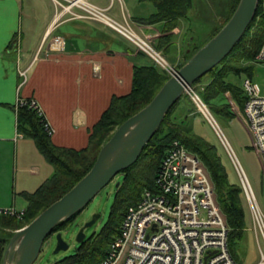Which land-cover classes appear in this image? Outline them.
<instances>
[{
  "label": "crops",
  "instance_id": "obj_1",
  "mask_svg": "<svg viewBox=\"0 0 264 264\" xmlns=\"http://www.w3.org/2000/svg\"><path fill=\"white\" fill-rule=\"evenodd\" d=\"M41 4L47 9H39ZM122 7L141 36L165 54L172 52L174 66L194 46L190 41L198 44L191 24L184 22L189 13L169 30L163 21L149 22L157 12L152 2L122 0ZM54 12L49 0H0V210L25 213L22 193H34L55 172L33 139L18 136L19 98L36 102L55 147L80 151L112 99L131 92L134 66L152 63L106 26L82 19L57 21ZM55 38L61 46L50 49ZM187 114L185 119L192 120L193 112Z\"/></svg>",
  "mask_w": 264,
  "mask_h": 264
},
{
  "label": "trees",
  "instance_id": "obj_2",
  "mask_svg": "<svg viewBox=\"0 0 264 264\" xmlns=\"http://www.w3.org/2000/svg\"><path fill=\"white\" fill-rule=\"evenodd\" d=\"M141 1L152 2L157 9V12L149 19V22L163 21L167 24L169 30L174 29L179 20L187 17L194 4L193 0ZM238 2L239 0H234V7L230 12L231 15L236 9ZM231 15H229L228 19H230ZM228 19L226 18V21ZM222 27V25L217 27L202 45L192 46L190 52L185 55L184 60L175 67L180 69ZM251 31H253L252 37L250 36L251 39H249ZM263 41L264 0H260L250 28L243 35L232 53L193 85V88L196 89L215 117L233 116L230 111V104L226 103L227 95L238 104L240 111L243 112L246 96L243 88L236 86L231 78L240 76L243 73L251 75L254 65H248L245 68L236 67L237 69L235 70V67L231 63L227 64V61L235 50H240L242 52L241 56L245 59L243 62L255 64L256 56ZM156 49L161 51L159 47H156ZM162 53L165 54L164 52ZM204 78L207 79L205 80ZM168 79L169 75L167 72L153 62L151 65L134 66L131 92L125 96L112 99L108 109L102 114L92 129L88 146L80 151L55 147L51 142L50 133L45 127L47 122L44 115L28 105L19 107L17 110V130L25 137L35 141L38 150L55 168V172L52 179L34 193H22V197L27 203L22 221L17 223L14 218L8 215L2 214L0 216V264L3 262L5 248L14 234H9L5 230L11 229V227L13 230L21 229L22 225L27 222L30 223L43 208L61 198L68 191L69 188H66V186L71 183L70 181H73L72 185L75 184L91 169L100 148L110 139L116 127L118 128L124 121L144 108ZM175 108L176 105L168 111L159 131L145 146L138 161L120 173L123 176V181L119 182L118 187H116L115 201L109 220L100 234L96 237L93 236L89 240L85 239L75 254L54 264H98L105 258L110 243L120 233V226L127 210L141 200L145 190L155 192V182L162 161L169 145L174 140L185 146L207 169L215 187L218 204L229 228L231 254L239 262L232 253V245L236 241L243 240V235H245V210L241 206L243 190L239 186L234 187L229 182L228 174L216 148L203 137L195 134L191 126L192 120L185 119L188 114L184 113L182 107H180L179 111ZM189 111L190 113L192 112L191 110ZM78 214L58 224L56 229L59 230L62 225H67Z\"/></svg>",
  "mask_w": 264,
  "mask_h": 264
},
{
  "label": "built area",
  "instance_id": "obj_3",
  "mask_svg": "<svg viewBox=\"0 0 264 264\" xmlns=\"http://www.w3.org/2000/svg\"><path fill=\"white\" fill-rule=\"evenodd\" d=\"M49 1L56 14H72L71 20H89L115 31L146 54L156 66L169 72L162 53L138 35L129 20L119 23L107 15L115 2L120 4V13L125 14L122 0H108L104 7L90 0ZM61 42L55 38L48 47L58 48ZM259 62H264V41L256 56V63ZM94 69L97 72V68ZM242 88L246 96L243 114L264 167V87L261 90L248 77ZM189 97L195 110L215 131L236 167L250 205L255 236L264 246V214L244 169L209 107L197 94ZM25 105L39 112L33 100L19 98L16 108ZM45 127L51 133L52 130L47 125ZM18 136L22 137L21 134ZM155 188V192L145 190L141 200L127 210L119 235L110 243L105 258L98 264H239L229 248V228L218 206L210 175L202 162L177 140L169 145ZM0 214L20 219L23 216L14 208L0 210ZM258 264H264V250Z\"/></svg>",
  "mask_w": 264,
  "mask_h": 264
},
{
  "label": "rangeland",
  "instance_id": "obj_4",
  "mask_svg": "<svg viewBox=\"0 0 264 264\" xmlns=\"http://www.w3.org/2000/svg\"><path fill=\"white\" fill-rule=\"evenodd\" d=\"M90 1L100 6H103L100 3L106 4L108 2V0H90ZM193 2H194L193 4L194 6L189 12V16H188L189 19L188 21L186 19L184 22L186 26H188L189 23L191 24L190 29L192 31V34H196V36L198 37L197 39L198 44L194 43V41L189 40L190 43L194 46H198L205 43V41L209 39V37L212 35V33L215 31L217 27H220L221 25L224 26L228 22L226 21V18L228 19L229 15H231L230 12L231 10H233L232 8L234 7V0H193ZM146 6L152 7L153 5L151 3H147ZM42 7L45 10L47 9L46 4H41L39 9ZM119 7L120 4H118V2H115L109 11L110 14L107 15L112 19L116 20L117 22L123 23L125 19L129 20V16L127 14H121ZM54 14L57 18V21L71 20L70 17L73 16L72 14L60 15V14H56V12H54ZM129 23H131V27L135 30V32L138 35H140L134 23L131 20H129ZM252 32L253 31H251L249 37L252 35ZM141 37L146 39L143 36ZM251 37L249 39H251ZM241 54L242 52L240 50L239 51L235 50L232 56L230 57V59L227 61L228 62L227 64L231 63L235 67L234 68L235 70L237 69L236 67L245 68L248 65L250 66L254 65L253 73L251 75L243 73L240 76L232 77L231 80L235 83L236 86L242 87L244 80L249 76L251 77L252 82L254 84H257V86L262 90L264 87V62H259L255 64L246 63V61L243 62L245 59L241 56ZM169 55H172V52L169 53ZM169 55L163 54L162 56L164 60L167 62L166 68L167 71L170 72V73L167 72V74L169 75L170 78L173 75V73L177 70V68L172 63V60L170 59ZM204 79L206 80L207 78ZM198 89H200V87H198ZM190 101H191L190 97L186 93L183 94L182 98L177 102V104H175L177 111H179L180 107H182L184 113H187L189 110L193 112L191 116L192 118L191 126L193 128V131L195 132V134L203 137L207 142H209L211 145H213L216 148L217 153L221 159V162L224 165L226 172L228 174L229 182L234 187L239 186L242 188L241 179L239 177L238 171L234 166L232 160L230 159L227 150L222 145L220 139L218 138L212 127L209 125V123L202 117L201 114H199L195 110L192 101L191 102ZM226 103L230 104L231 106L230 111L231 114H233V116L231 117L225 115L223 117H218V116L215 117L213 113L210 111V109L209 111L213 116V118L215 119V121L217 122L218 126L220 127L222 133L225 135L232 149L234 150L237 159L239 160L242 168L245 171L247 179L250 183V186L256 198V202L264 214V167L261 156L259 155L258 151L255 148L254 138L250 132L248 122L243 112L240 111L238 104L234 100L232 101L231 98H229V95H227ZM115 130L113 131V133L115 132ZM51 168L53 169V167ZM122 181H123V176L121 174H118L114 178V180H112V182H110L104 189H102L94 197V199L90 202V204L80 214L74 217L67 225L64 224L61 227H59V230L55 228L53 233L46 238L42 246L41 252L37 260L34 262V264H54L68 256H72L73 254H75L77 252V249L81 245V243H78L76 241V236L79 230L83 228L85 224L90 222V220L96 214L100 215V219L92 227L85 229L84 231L86 235L85 239L89 240L93 236L96 237L98 234H100L101 230L106 225L110 217V213L115 201L116 185ZM70 182L71 183L66 186V188L67 187L69 188L68 191L77 183L75 182V184L72 185L73 181ZM20 202H22L21 198H19V204H17V209L21 207L22 203L20 204ZM241 206L245 210V224H246V228L244 232L245 235H243L244 236L243 240L236 241L232 245V253L234 254V256H236V258L240 261L241 264H258L261 258V252L262 250H264V246L262 240L257 241V238L255 236L252 219L250 215V205L244 193L243 195H241ZM46 208H43L38 213V215ZM0 216H2V214H0ZM10 217L14 218L17 221V223L22 221L20 218H17L16 216H10ZM28 224L29 223L27 222L22 226L25 227ZM15 231L17 230H13L12 227L11 229L5 230V232H8L9 234L15 233ZM58 233L61 234L62 239L68 244V249L66 251H61L55 254L54 250L57 244Z\"/></svg>",
  "mask_w": 264,
  "mask_h": 264
},
{
  "label": "water",
  "instance_id": "obj_5",
  "mask_svg": "<svg viewBox=\"0 0 264 264\" xmlns=\"http://www.w3.org/2000/svg\"><path fill=\"white\" fill-rule=\"evenodd\" d=\"M259 1L239 0L219 32L173 73L144 108L115 130L87 174L28 225L15 231L5 248L2 264H34L46 238L58 224L83 211L118 174L138 161L145 146L159 131L168 111L185 94V89L217 67L238 44L254 20ZM99 219V214L94 215L79 230L76 236L78 243L85 240V229ZM67 249L68 244L58 233L54 253Z\"/></svg>",
  "mask_w": 264,
  "mask_h": 264
},
{
  "label": "bare ground",
  "instance_id": "obj_6",
  "mask_svg": "<svg viewBox=\"0 0 264 264\" xmlns=\"http://www.w3.org/2000/svg\"><path fill=\"white\" fill-rule=\"evenodd\" d=\"M235 47H236V46H235ZM235 47H234V48H235ZM155 49H156V48H155ZM158 51H159V50H158ZM232 51H233V50H232ZM232 51H231V52H232ZM160 52H161V51H160ZM161 53H162V52H161ZM162 55H163V54H162ZM228 56H229V55H228ZM228 56H227V57H228ZM227 57H226V58H227ZM226 58H225V59H226ZM225 59H224V60H225ZM224 60H223V61H224ZM223 61H222V62H223ZM222 62H221V63H222ZM177 70H178V69H177ZM194 84H195V83H194ZM194 84H193V85H194ZM184 93H186L188 96H191L193 93H194V94H197V95L199 96V94L197 93V91H196L195 89H193V86H192V87H187V88L185 89V92H184Z\"/></svg>",
  "mask_w": 264,
  "mask_h": 264
}]
</instances>
